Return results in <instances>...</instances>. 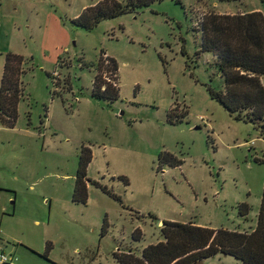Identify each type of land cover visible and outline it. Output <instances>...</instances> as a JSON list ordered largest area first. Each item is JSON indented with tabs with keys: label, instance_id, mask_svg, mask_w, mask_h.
Masks as SVG:
<instances>
[{
	"label": "rangeland",
	"instance_id": "374dc122",
	"mask_svg": "<svg viewBox=\"0 0 264 264\" xmlns=\"http://www.w3.org/2000/svg\"><path fill=\"white\" fill-rule=\"evenodd\" d=\"M101 1L0 0V87L7 55L24 58L16 123L0 120V247L16 259L8 264H119L115 252L140 255L162 241L164 220L256 228L264 132L210 95L225 80L202 51L201 28L211 12L264 4L155 0L92 29L74 22ZM102 53L118 64L106 72L119 87L114 101L93 95ZM83 146L92 152L86 204L73 201ZM197 264L242 262L219 253Z\"/></svg>",
	"mask_w": 264,
	"mask_h": 264
},
{
	"label": "trees",
	"instance_id": "16d2710c",
	"mask_svg": "<svg viewBox=\"0 0 264 264\" xmlns=\"http://www.w3.org/2000/svg\"><path fill=\"white\" fill-rule=\"evenodd\" d=\"M155 0H103L87 9L75 19L77 25L92 29L106 19L136 11L151 5ZM222 2L244 0H217ZM264 4V0H260ZM202 51L216 57V67L224 78L222 90L209 87L212 98L218 100L231 113L242 114L254 123H261L264 132V12L206 14L202 22ZM24 58L8 54L4 65L0 87V120L13 127L17 120V106L22 89L20 75ZM108 75L118 72L115 59L102 53L98 74L94 81L93 95L111 101L119 99V87ZM109 77V78H108ZM169 154H161L166 160ZM92 152L82 147V154L76 178L73 201L86 204L88 200L87 168ZM173 165H179L175 162ZM241 215L249 212L248 205H242ZM108 222L104 221L106 231ZM162 241L143 248L140 255L129 251L115 252L119 264H197L219 253L230 255L242 264H264V189L256 228L251 232L212 229L197 226L191 222L162 221ZM135 241L142 239L140 228L133 234ZM51 244L47 243L46 253Z\"/></svg>",
	"mask_w": 264,
	"mask_h": 264
},
{
	"label": "built area",
	"instance_id": "2783aa9c",
	"mask_svg": "<svg viewBox=\"0 0 264 264\" xmlns=\"http://www.w3.org/2000/svg\"><path fill=\"white\" fill-rule=\"evenodd\" d=\"M105 59L108 57L106 54H104ZM15 258L13 256H9L3 248L0 247V264H8V263H14Z\"/></svg>",
	"mask_w": 264,
	"mask_h": 264
},
{
	"label": "crops",
	"instance_id": "0c3cea01",
	"mask_svg": "<svg viewBox=\"0 0 264 264\" xmlns=\"http://www.w3.org/2000/svg\"><path fill=\"white\" fill-rule=\"evenodd\" d=\"M252 11H255V10H251V11H249V12H252ZM222 14H236V13H222Z\"/></svg>",
	"mask_w": 264,
	"mask_h": 264
}]
</instances>
